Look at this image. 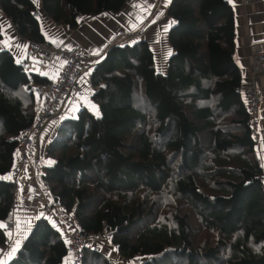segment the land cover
<instances>
[{
  "label": "trees",
  "instance_id": "1",
  "mask_svg": "<svg viewBox=\"0 0 264 264\" xmlns=\"http://www.w3.org/2000/svg\"><path fill=\"white\" fill-rule=\"evenodd\" d=\"M127 1L0 0V15L39 44L48 43L41 15L74 30L81 17L118 13ZM168 15L166 74L146 40L110 46L90 75L94 108L61 122L50 164L36 152L39 183L73 217L72 229L111 234L126 260L264 264V168L241 92L233 8L229 0H173ZM48 82L0 50V250L13 238L4 225L17 197L3 176ZM63 225L40 218L7 264H66ZM83 264L116 263L87 249Z\"/></svg>",
  "mask_w": 264,
  "mask_h": 264
},
{
  "label": "crops",
  "instance_id": "2",
  "mask_svg": "<svg viewBox=\"0 0 264 264\" xmlns=\"http://www.w3.org/2000/svg\"><path fill=\"white\" fill-rule=\"evenodd\" d=\"M172 2L173 0H128L118 13L81 17L79 27L74 30L65 26H56L45 15H41L42 30L47 42L58 41L66 49H83L89 60V66L80 81L87 94L86 99L77 101V104L74 105H65L64 112L45 126L35 141V156L36 152H40V158L50 164L51 161L46 157L47 147L61 122L64 119L76 118L83 106L94 108L90 100L92 93L90 75L93 66L105 56L110 46L129 34L134 35L139 31L140 33L133 36L135 39L131 38L125 42L132 44L139 40H146L154 51L156 66L159 65L162 68L165 63L167 66L172 53L168 41V33L173 24L168 15V9ZM229 2L235 14L236 60L243 75L241 92L246 104L247 88L250 84L255 83L262 90L264 96V74L254 80L250 76V68L253 64L251 47L254 45L264 46V0L250 4H245L243 0H229ZM0 22L4 36L0 42V50L10 51L18 62L26 61L30 71L34 74L43 75L49 79L59 76L63 66V61L60 58H54L47 69L43 70V60L40 56H35L31 60L28 58L30 43L21 38L11 22L2 15H0ZM161 72L164 74V71ZM40 103L41 100L39 106ZM258 122L260 132L262 131V140L260 139L261 141L256 143L255 147L264 168V106L258 112ZM33 184L32 180H26L17 191L13 238L6 249L0 250V264H7L15 256L40 218L47 215L55 222L60 220L57 221L53 215L55 211L60 215L57 207L48 212L45 204L41 201L29 200L28 187ZM63 223L68 228L66 223Z\"/></svg>",
  "mask_w": 264,
  "mask_h": 264
},
{
  "label": "built area",
  "instance_id": "3",
  "mask_svg": "<svg viewBox=\"0 0 264 264\" xmlns=\"http://www.w3.org/2000/svg\"><path fill=\"white\" fill-rule=\"evenodd\" d=\"M245 4L261 2L263 0H243ZM253 53V64L250 68V76L254 80L264 74V46L254 45L251 47ZM40 56L43 60L42 69L46 70L54 58L58 57L63 61V66L57 78L49 79V82L40 85L38 90L41 94V103L35 115L33 123L20 135V148L15 158L12 171L3 176L16 192L26 180H32L33 185L28 187V198L30 201H41L48 205L47 198L41 186L36 181V168L34 164L36 139L40 136L45 126L57 116H60L65 105L77 104V101L87 97L83 86L80 84L88 68V58L85 51L80 48L66 49L56 41L53 43H30L28 47V58L33 59ZM246 109L250 115L249 126L253 140L258 143L261 139V132L258 122V112L264 106V96L255 83L247 88ZM50 209L48 205L47 210ZM13 216L15 217L14 211ZM14 220V219H13ZM6 229H14V221L4 225ZM67 236L68 258L66 264H83L86 250L99 253L106 248L112 235L102 234L87 235L78 229H67L63 225Z\"/></svg>",
  "mask_w": 264,
  "mask_h": 264
},
{
  "label": "rangeland",
  "instance_id": "4",
  "mask_svg": "<svg viewBox=\"0 0 264 264\" xmlns=\"http://www.w3.org/2000/svg\"><path fill=\"white\" fill-rule=\"evenodd\" d=\"M137 33H140L139 31L137 32ZM137 33L136 34H134V35H137ZM133 34H129L128 36H126V37H124V38H122L121 40H119V41H122V42H125L126 40H128V39H135L133 36H134ZM162 66H164V67H160L159 65H157V67H158V69H159V71L161 72V71H164V74H166V69H167V66H166V63L165 64H163ZM162 73V72H161ZM261 133H262V131H261ZM261 140H262V134H261ZM260 140V141H261ZM261 161V160H260ZM262 163V162H261ZM35 164V163H34ZM35 168H36V166H35ZM36 173H37V171H36ZM36 181H38V183H39V180H38V174H37V176H36ZM39 185L41 186V184L39 183ZM41 188H42V186H41ZM43 190V189H42ZM43 193H44V191H43ZM44 195L46 196V198H47V202H48V205L50 206V208L52 209H56V207H53V205H52V200L44 193ZM48 205H46L45 207L47 208L48 207ZM52 209V210H53ZM48 212L49 211H51L50 209H48L47 210ZM53 212V211H52ZM56 212V213H55ZM54 213H53V215H54V217L56 218V220L58 221L59 219V221H61V222H65L66 223V225L68 226V229H72L73 228V217L72 216H67V215H63L61 212H59V210H58V212H59V214L60 215H58L57 214V211H55ZM45 217H47V215L45 216ZM48 218H51L50 216H48ZM193 223H194V227L195 228H197L198 227V225L195 223V221L193 220ZM65 225V224H64ZM103 252L108 256V257H110L116 264H138V263H141V261H143V259H141V258H138V259H134V260H126V259H124L123 257H121V255H120V253H119V251H118V249L111 243V242H109L107 245H106V248L103 250ZM174 264V263H173Z\"/></svg>",
  "mask_w": 264,
  "mask_h": 264
}]
</instances>
